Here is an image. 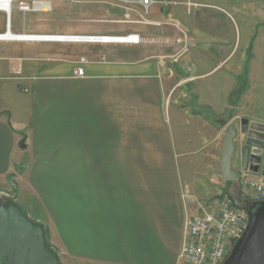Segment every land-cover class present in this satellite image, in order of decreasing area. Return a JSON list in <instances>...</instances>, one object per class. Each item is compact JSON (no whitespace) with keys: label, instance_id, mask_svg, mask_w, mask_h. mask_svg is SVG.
Instances as JSON below:
<instances>
[{"label":"crops","instance_id":"obj_1","mask_svg":"<svg viewBox=\"0 0 264 264\" xmlns=\"http://www.w3.org/2000/svg\"><path fill=\"white\" fill-rule=\"evenodd\" d=\"M16 1L37 4L12 5L15 35L141 42H0V193L22 185L76 264H179L182 192L218 199L225 129L264 127V0L240 24L192 0Z\"/></svg>","mask_w":264,"mask_h":264},{"label":"water","instance_id":"obj_2","mask_svg":"<svg viewBox=\"0 0 264 264\" xmlns=\"http://www.w3.org/2000/svg\"><path fill=\"white\" fill-rule=\"evenodd\" d=\"M238 136L246 137L240 169L232 164ZM257 152H264V127L249 125L246 120L241 122L239 130L228 125L220 150L222 180L240 189L241 172L247 171L248 166L264 169V160ZM230 194L237 207L246 212L247 225L223 264H264V201H242L244 196L240 191ZM50 246L44 226L32 220L15 201L0 194V264H62Z\"/></svg>","mask_w":264,"mask_h":264},{"label":"built area","instance_id":"obj_3","mask_svg":"<svg viewBox=\"0 0 264 264\" xmlns=\"http://www.w3.org/2000/svg\"><path fill=\"white\" fill-rule=\"evenodd\" d=\"M12 1V4L16 3ZM128 3V2H127ZM125 3V4H127ZM145 11L155 4L153 0L139 2ZM37 3L17 2L19 10L28 11ZM162 6H177L178 3H161ZM190 6V4H186ZM9 32V28H8ZM26 40L20 43L41 44H67V43H93V44H140L138 36L127 37H96V36H68V35H33L20 34ZM181 43V40H178ZM76 78H82L84 71L77 68L74 71ZM253 173L245 171L241 174L239 183L249 193V200L264 201V178H253ZM246 198V197H245ZM182 200L194 205L192 214L186 216L183 227L182 245L178 257L179 264H223L234 243L242 236L247 225V214L236 207L225 197L222 199L199 200L187 191L182 192Z\"/></svg>","mask_w":264,"mask_h":264},{"label":"rangeland","instance_id":"obj_4","mask_svg":"<svg viewBox=\"0 0 264 264\" xmlns=\"http://www.w3.org/2000/svg\"><path fill=\"white\" fill-rule=\"evenodd\" d=\"M193 2H198V3H201V4H206V5H209V6H214V7H217L219 9H222L226 12H228V15L231 17L232 20H236L237 18V13H236V9L238 10V8H240L241 5H244V10H243V21L245 22L250 20V9H249V6H250V3H251V0H192ZM160 3V5H162L161 3H166V2H171V3H177V2H174V1H167V0H161V1H158ZM170 7V6H169ZM247 10V12H246ZM4 19H5V15L4 14H0ZM238 20V23L240 24V21H241V18L239 16V18H237ZM8 43V42H7ZM9 43H20V42H9ZM238 56V55H237ZM235 57V58H232L229 60V62L227 63V65L225 66L224 70L222 72H226V71H231L233 70L235 64L237 63V59L238 57ZM220 74V73H219ZM219 74L215 75L214 77L211 78V80L217 78L219 76ZM233 100V99H232ZM234 101V100H233ZM232 101V102H233ZM233 104V103H232ZM236 127H238V122H235L234 124ZM241 139L242 137L241 136H238L235 140V145H236V153L233 155L232 157V164H233V167L236 168V169H240V165H239V159L241 157V152H240V145H241ZM252 168L251 166H248V170L247 172L250 173H253L252 172ZM243 172H241L242 174ZM215 178L217 179L218 183H222L223 180L219 174V170L218 168H216V171H215ZM183 176L186 174L183 173L182 174ZM253 175V178L254 179H258V177H261V176H258V175ZM264 178V177H263ZM239 187L240 189L236 188V187H232V185L230 184H227L226 185V190L225 192L227 191H231V193H235L237 191H240L244 197H246L247 199H249L247 196H250L248 192H246L242 185L239 183ZM22 185L19 189V195L17 194V187H13L11 192L8 193V194H4L6 196H8V198L12 199L13 201H15L22 209L24 212L28 213V215H30L29 217H32V219H35L34 221L40 223L43 225V220H42V217H43V211H42V206H40L39 202H37L35 199H32L31 196H27L25 190L22 189ZM217 190V189H216ZM0 194H3V193H0ZM213 200V199H211ZM49 222V221H48ZM53 233V232H52ZM51 246L53 248L57 247L58 251H59V244H58V240H57V235L55 234H51ZM49 241V243H50ZM55 252L57 253L60 261L63 263V264H76L74 262V260H70L68 258H65L64 255H62L61 253H58L55 249Z\"/></svg>","mask_w":264,"mask_h":264},{"label":"bare ground","instance_id":"obj_5","mask_svg":"<svg viewBox=\"0 0 264 264\" xmlns=\"http://www.w3.org/2000/svg\"><path fill=\"white\" fill-rule=\"evenodd\" d=\"M12 1L13 0H0V12L5 15V32L0 35V42H24L26 39L22 37H16L10 31V16L12 11ZM47 4V3H45ZM46 11V10H45ZM9 28V32H8Z\"/></svg>","mask_w":264,"mask_h":264},{"label":"flooded vegetation","instance_id":"obj_6","mask_svg":"<svg viewBox=\"0 0 264 264\" xmlns=\"http://www.w3.org/2000/svg\"><path fill=\"white\" fill-rule=\"evenodd\" d=\"M245 141H246V137H242V139H241V145H240V152H241V157H240V159H239V165H240V167H241V161H242V147L244 146V143H245ZM259 155L258 156H260V158H261V160H264V152H257ZM253 167V174L256 176V175H258V176H261V177H264V169L260 166V167H256V165H253L252 166Z\"/></svg>","mask_w":264,"mask_h":264},{"label":"trees","instance_id":"obj_7","mask_svg":"<svg viewBox=\"0 0 264 264\" xmlns=\"http://www.w3.org/2000/svg\"><path fill=\"white\" fill-rule=\"evenodd\" d=\"M245 83V82H244ZM244 83H242V88H244ZM240 92L239 91H237L236 92V94H239ZM235 94H233V96H234ZM225 197H227V198H229L232 202H233V204L237 207V204L235 203V201H234V199L232 198V195L230 194V192L228 191H224V193L219 197V199H222V198H225ZM238 200H239V198H238ZM242 201H245V200H247V198H245V197H243L242 199H241ZM241 200H239L240 201V204H243V202L241 203ZM44 226V225H43ZM44 228H45V233H46V239H47V242L49 243V235H48V231H47V229H46V227L44 226ZM54 251H55V249L52 247V246H50Z\"/></svg>","mask_w":264,"mask_h":264}]
</instances>
